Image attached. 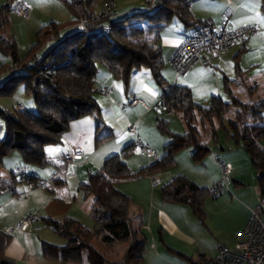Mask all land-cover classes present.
I'll list each match as a JSON object with an SVG mask.
<instances>
[{"label": "crops", "instance_id": "1", "mask_svg": "<svg viewBox=\"0 0 264 264\" xmlns=\"http://www.w3.org/2000/svg\"><path fill=\"white\" fill-rule=\"evenodd\" d=\"M20 1L29 7L26 19L14 12V6ZM68 1L0 0V8L6 4L11 7L1 36L15 42L17 49L19 45L23 48L32 46L35 40L31 43L30 35L33 32L36 39L41 28L49 33L59 26L63 28L64 22L66 26L69 25L72 15L65 4ZM111 1L116 18L129 15L130 23L143 28L145 46L153 56L150 61L158 59L160 75L167 84L181 83L190 90L196 104L206 106L213 96L230 101L223 88L224 82L229 80V90L234 100L230 101L223 124L215 116H212V123L209 124L198 109L188 115L180 109L158 113L155 105L161 86L151 73L147 60L118 55L125 72L119 77H114L104 65H96L92 99L100 111L102 125L99 130L94 115H85L72 121L59 141L44 143V164L23 166V157L14 153L17 151L4 157L3 166L5 162L13 161L10 166L13 169L8 174L7 168L5 174L0 170V264H102L97 256L94 258L89 253V249L78 250L46 224L47 219L60 221L70 217L87 229L94 230L96 224L90 212L95 194L102 197L108 208L130 218L137 239L144 243L138 264H146L143 255L149 239L162 264H200L204 258L216 257L219 247H234V235L245 226L250 210L260 208L264 218V207L258 203L264 202L260 192L261 178L264 177V162L261 160L264 157V138L257 140L256 149L248 151L238 137L242 125H264V114L257 121H253L249 113H245L240 122L236 120L241 111L240 105L264 101L262 0H188L193 24L183 23L173 13L162 10L161 5L148 6L145 0ZM101 8L102 4L99 3L94 11ZM223 19L227 20V30L253 26L257 33L221 51L216 58L204 54L187 72L177 75L170 57L183 36L198 23L205 22L216 27ZM13 26L16 28V38L8 36ZM2 64L9 66L0 56V66ZM39 88L45 89L44 86ZM133 97L141 102L131 105ZM18 107L22 109V106ZM158 117L167 121L171 132L192 136L194 143L201 147L197 159L193 156L194 146H185L181 142L174 147L172 158L164 157L168 136L158 129ZM131 127L134 132L130 131ZM220 128L224 129L226 137ZM107 134L109 136L100 143L95 142L97 137ZM137 140L147 145L154 155L147 157L143 154L135 145ZM129 145L134 146L126 154L125 149ZM73 147H81L82 155L72 165H67L63 157ZM225 148L234 149L237 156L225 154ZM218 150L223 154H219ZM190 153L192 160L188 157ZM118 154H122L121 169L131 172L146 169V173L135 179L109 178L102 170L104 162ZM208 154L213 155L218 164L222 161L229 166L226 188L218 195L205 197L200 215L188 204L164 200L161 187L175 176H184L198 187L202 186L200 188H209L220 179V168L214 169L215 174L209 182L206 179L211 175L199 169L205 167ZM155 156L159 163H154ZM182 159L189 164L188 167H184ZM233 162L237 163L234 165ZM239 165L245 166L249 175L242 176ZM253 169L256 181L251 179ZM194 170L200 172L194 174ZM12 174L14 181L11 182ZM153 180L158 182L153 184ZM38 182L43 184L36 186ZM87 183L92 185V194H86L82 187ZM27 215L34 216L29 227L21 231L12 229ZM223 217L226 220L220 222ZM54 234L64 241L58 242ZM89 243L93 247L97 243L104 251L117 246V257L120 258L126 248L123 242L105 244L98 235H93ZM134 263L135 259L131 260V264Z\"/></svg>", "mask_w": 264, "mask_h": 264}, {"label": "trees", "instance_id": "2", "mask_svg": "<svg viewBox=\"0 0 264 264\" xmlns=\"http://www.w3.org/2000/svg\"><path fill=\"white\" fill-rule=\"evenodd\" d=\"M106 2L112 1L70 0L66 2V7L72 15L69 25L73 23L78 25L80 20L90 24L86 25V29L79 27L77 31L62 38L58 32L62 26L49 33H45L44 28L39 29L35 42L25 58L19 57L15 42L1 36V32L8 23L7 14L11 7L6 4L0 8V53L11 59L12 65H16L18 68L31 65L28 73L7 79V82H4L0 87V92L2 90L7 92V84L12 86L13 82H24L25 91L31 95L36 107L35 112L19 107L11 112L0 109V116L7 123L4 136L0 138V170L3 167L4 157L13 151L20 152L26 163L44 164L46 162L44 143L59 141L70 123L82 116L94 115L96 127L99 130L102 125L100 111L92 99V94L95 91L93 80L96 65H104L114 77H119L125 72L119 62L118 55L137 56L149 62V69L161 86L159 99L155 105V110L158 113L180 109L188 115L192 110L198 109L209 124L212 123V116H215L223 124V118L230 108V101L234 100L229 90L230 81L226 80L223 85L226 95L230 97L229 102L213 96L208 105L199 106L193 101L187 87L167 84L164 81L160 75L158 59L150 61L153 56L145 46L143 28L130 23L129 15L116 18L113 7L106 13L103 10V5ZM99 3L102 4V8L95 12L94 8ZM153 5H161L162 10L173 13L183 23L191 22L193 24L188 0H156L153 4H148V6ZM261 9L264 11V0L261 2ZM200 24L206 23H198L195 28ZM50 40L56 41L55 46L41 57H37L36 51ZM132 40L137 41L138 44L135 45ZM35 62L36 64H34ZM7 67L4 64L0 66V75L7 70ZM23 75L28 78L22 77ZM41 86H44L45 89L41 90L39 88ZM245 113H249L253 121L259 120L264 114V101L242 105V110L236 120L240 122ZM157 127L168 136L164 156L166 159L173 157L174 147L179 142L185 146L193 145L195 149L193 156H197L201 147L194 143L190 134L171 132L167 121L161 117L157 119ZM211 131L213 136V128ZM107 136L109 134L97 137L95 142L100 143ZM238 137L246 150L253 151L258 147L257 140L264 138V125H242ZM133 146L126 147L125 153L131 152ZM121 156L122 154L112 155L105 160L102 170L109 178L135 179L146 173V169L136 172L121 169ZM253 160L255 159L253 158ZM261 160L264 162V157ZM262 176H264V172H262ZM12 181H14L13 174ZM82 187L86 194L93 193L91 183L84 184ZM211 187L200 188L184 176H175L161 187V194L166 201L190 205L194 212L200 215L205 197L213 196ZM260 192L264 197V177L261 178ZM90 214L96 224L94 230L87 229L79 221L70 217H65L60 221L47 219L46 224L66 238L69 243L79 246H88V240L93 235H98L105 244L123 242L127 244V247L122 262L131 264V260L134 258L136 261L134 264H138L137 260L142 258L144 243L137 239L130 218L108 208L98 194H95Z\"/></svg>", "mask_w": 264, "mask_h": 264}, {"label": "built area", "instance_id": "3", "mask_svg": "<svg viewBox=\"0 0 264 264\" xmlns=\"http://www.w3.org/2000/svg\"><path fill=\"white\" fill-rule=\"evenodd\" d=\"M145 1L148 5L153 4L156 0ZM112 7V2H106L103 5V10L108 13ZM14 12L26 19L29 13V7L20 1L15 5ZM78 24L80 28L86 29V25L90 23L80 20ZM226 26L227 20L223 19L219 26L213 27L209 24H200L191 32L185 34L170 57V63L176 74L182 75L187 72L201 60L204 54L216 58L221 51L244 42L250 36L257 33V29L253 26L239 27L234 30H227ZM139 102L141 100L133 97L130 104L135 105ZM130 131L134 132L132 127ZM135 145L147 157L154 155L150 148L143 144L142 141L137 140ZM81 155L82 148L73 147L68 154L64 155L63 162L67 165H72L74 161L81 158ZM159 162L160 160L155 156L154 163ZM219 168L221 176L211 187L213 195L220 194L226 188L228 182L229 166L219 161ZM157 182V180H153V184ZM42 184V182H38L36 186H41ZM261 214L262 211L260 208L250 210L245 226L234 235V247L232 249L219 247V253L216 257L204 258L200 264H264V218H262ZM33 221L34 216L27 215L21 218L12 229L17 231L24 230Z\"/></svg>", "mask_w": 264, "mask_h": 264}, {"label": "rangeland", "instance_id": "4", "mask_svg": "<svg viewBox=\"0 0 264 264\" xmlns=\"http://www.w3.org/2000/svg\"><path fill=\"white\" fill-rule=\"evenodd\" d=\"M78 29H79V27L76 24H74V25H67L66 26V23L64 22V27L60 30V33H59L60 35L59 36H60V38H62V37H64L67 34H70L72 32L77 31ZM8 36L16 38V28L14 26L12 27V33L11 32H10V34L8 33ZM34 36H35V33L33 32L32 35H30L31 43H33L34 40H35V37ZM55 44H56V41L55 40L48 41L43 47H41L39 50L36 51V56L37 57H41L46 52H48V50H50L52 47H54ZM30 47L23 48V47H21V45H19L18 46V49H17L18 55L21 58H25L27 56V54H28V51H29ZM0 56L2 57L3 62L5 64L7 63V65H9L7 67V70L5 71V73H3L2 75H0V87L3 85L4 82H7V79L11 78L12 76H16V75H20V74H25V73H28L30 71V68H31V65L30 64L28 66H23V67H19V68L18 67H14L12 65L11 59H9L8 57H6L4 55H0ZM98 67H101V66H98ZM173 76H175L174 70H173ZM22 77H25V75H23ZM180 78H181V76H180ZM177 84L182 85L181 83H177ZM7 86L8 87L6 88L7 89V92L6 93L3 92V90L0 92V109H2L4 111H7V112H11L14 109H16L18 106H22V109H24V110H27V111L31 110L33 112L36 111V107H35V104L33 102V99L31 97V95H29L25 91V83L24 82H18L17 84L15 83V85H12V86L11 85H7ZM240 109L242 110V105H240ZM5 129H6V127H5L4 121H3V119L0 116V138H3L4 133H5ZM220 131H222L224 133V136L226 137V133H225L224 129L220 128ZM218 152H219V154H223V153H220L219 150H218ZM14 153H18L22 157V154L20 152L17 151V152H14ZM224 153L227 154V155H230V156H237V153L235 152L234 149L228 150V149L225 148L224 149ZM188 157H189V159L192 160L191 153L188 154ZM195 158L197 159V157H195ZM12 162L11 163L10 162H5L4 163V166L1 169V171L4 174H5V171L6 170H7L6 173L8 174L13 169V168L10 169V166H11ZM233 163L235 165L237 162H233ZM204 164H205V167L204 168L201 167L199 169H201L200 171H205L206 174L211 175L209 178L206 179L209 182V180L215 174L214 173V169L215 168L219 169V167H218L219 164L217 163L216 158L213 157V155H211V154H208L206 156V159L204 161ZM22 165L23 166L26 165V167H27V166H31L32 164H27L22 159ZM183 165H184V167H188L189 166V164L187 162H185V160H183ZM5 168H7V169L5 170ZM238 168H239V171L241 172L242 176L249 175L248 170H247V168L245 166L239 165ZM200 171L194 170L193 172L195 174V172L196 173H199ZM251 179H252V181H256V176H255L254 169H253V172H252ZM230 184H231V182H230ZM200 185H202V183H200ZM203 186H205V185H203ZM211 186L212 185H210V187ZM200 187H202V186H200ZM258 199H259V197H258ZM258 203H259V206L264 207V202H260L259 201ZM223 220L224 221L226 220L225 217H223V219L220 218L219 221L221 222ZM89 224L91 225V221L89 222ZM224 231L227 232L226 228H224ZM54 237H55V239L58 242L64 241V240H62L63 238H61L57 234ZM90 240H91V238L88 240V246H79L77 244H74V246L78 250L89 249L90 250L89 253L91 255L93 254L94 255L93 256L94 258L97 256L101 260L102 264H124L122 262L123 256L121 258L120 257H117V253L119 252L117 250V246H114L113 249H112V247L108 248V251L111 253V254L110 253L108 254L107 253L108 251H104L102 247L99 248L97 243L94 244L95 245L94 247L92 245H90V243H89ZM152 245L154 246L152 240L149 239V243L146 246V249L144 250V255H143V257L145 258V263L146 264H162L161 263L162 259L159 258V256H157V254L155 252V248H153ZM126 247H127V244H126ZM125 251H126V248H125ZM104 256L106 258H104ZM133 260L134 259H132V261Z\"/></svg>", "mask_w": 264, "mask_h": 264}, {"label": "snow or ice", "instance_id": "5", "mask_svg": "<svg viewBox=\"0 0 264 264\" xmlns=\"http://www.w3.org/2000/svg\"><path fill=\"white\" fill-rule=\"evenodd\" d=\"M261 23H264V21H261Z\"/></svg>", "mask_w": 264, "mask_h": 264}]
</instances>
